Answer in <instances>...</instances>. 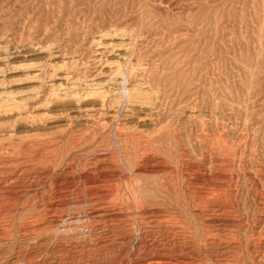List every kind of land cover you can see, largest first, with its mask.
<instances>
[{"label": "rangeland", "instance_id": "374dc122", "mask_svg": "<svg viewBox=\"0 0 264 264\" xmlns=\"http://www.w3.org/2000/svg\"><path fill=\"white\" fill-rule=\"evenodd\" d=\"M159 255L264 264V0H0V264Z\"/></svg>", "mask_w": 264, "mask_h": 264}, {"label": "bare ground", "instance_id": "6f19581e", "mask_svg": "<svg viewBox=\"0 0 264 264\" xmlns=\"http://www.w3.org/2000/svg\"><path fill=\"white\" fill-rule=\"evenodd\" d=\"M105 36H110V34H103L101 36V38H99V42L98 44L101 46V48H103L104 50H109L110 52L111 51H114L116 49V47H118V43L116 41H114L112 38H109V40H107L105 43L102 42V39L105 37ZM129 41V40H128ZM118 55V54H117ZM121 55V54H120ZM131 55V54H130ZM128 55V56H130ZM121 58V57H120ZM126 61L125 62V67L130 65L129 63L130 62V58H126ZM129 62V63H128ZM119 64V63H117ZM122 67V64L120 66V68ZM123 67H124V64H123ZM129 67V66H128ZM132 67V66H130ZM126 69V68H125ZM123 68V72L120 70L119 72H121V75H119L120 77V80L118 83H116L115 85L112 84V86H109V89L111 91H115V90H120L116 96H118L119 98H122L123 100L126 99V98H131L132 95L134 93H137V89L139 90V88L137 89H134V88H131V89H128L129 87H125V82L127 83L126 79H127V70H125ZM128 69V68H127ZM130 69V68H129ZM118 71V69H117ZM130 71V70H129ZM130 73V72H129ZM128 73V74H129ZM117 74V72H116ZM116 77V75H115ZM113 80V79H112ZM112 83V82H111ZM114 83V82H113ZM106 84H107V81H106ZM110 84V83H109ZM91 85V84H90ZM101 85V84H100ZM93 86V85H92ZM98 85H96L97 87ZM102 86H104L102 84ZM98 87L96 88L95 90L94 89H85L80 87V86H75V87H72V86H61L59 88V92L62 96L64 97H70V96H73L76 98V100H80V101H83V100H89L91 101L90 103V108L92 109V112L94 114H99V112L104 109V107L106 108L109 103L113 102V95L111 97H113L112 99H108L107 95H105L107 92H103L102 88L103 87ZM91 87V86H90ZM105 87V86H104ZM88 88V87H86ZM94 88V87H92ZM141 90V89H140ZM139 90V91H140ZM143 91V90H142ZM105 93V94H104ZM139 93V92H138ZM110 94V93H109ZM115 95V94H114ZM3 96V95H2ZM110 97V96H109ZM73 99V98H72ZM115 99V98H114ZM74 100V99H73ZM116 100H118L116 98ZM122 101V100H121ZM129 101V100H128ZM123 102V101H122ZM108 104V105H107ZM120 105V104H119ZM121 107V105H120ZM119 108V107H118ZM118 111V110H117ZM94 120V119H93ZM115 123V122H114ZM131 142V141H130ZM119 150V149H118ZM118 152V151H117ZM120 158V157H118ZM121 160V159H120ZM122 165V164H121ZM124 172V171H123ZM122 178V177H121ZM127 182V181H126ZM120 184V182H119ZM122 185V184H121ZM121 187V186H120ZM117 191V190H116ZM115 192V191H114ZM124 193V192H123ZM129 193V192H128ZM140 197V196H139ZM127 206V205H126ZM133 207V206H132ZM137 213V212H136ZM139 230V229H138ZM191 256V255H190ZM135 258V257H134ZM201 259H197L196 257H189V258H179V259H172L170 257H167V256H152V257H143V258H135L133 260V263L132 264H202L201 263Z\"/></svg>", "mask_w": 264, "mask_h": 264}]
</instances>
